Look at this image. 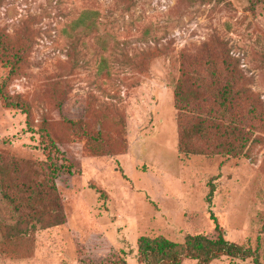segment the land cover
Wrapping results in <instances>:
<instances>
[{"label": "rangeland", "instance_id": "1", "mask_svg": "<svg viewBox=\"0 0 264 264\" xmlns=\"http://www.w3.org/2000/svg\"><path fill=\"white\" fill-rule=\"evenodd\" d=\"M0 88L28 112L0 100V264H142L215 225L253 257L210 264H264V0H0ZM218 97L241 154L183 155L180 109Z\"/></svg>", "mask_w": 264, "mask_h": 264}, {"label": "trees", "instance_id": "2", "mask_svg": "<svg viewBox=\"0 0 264 264\" xmlns=\"http://www.w3.org/2000/svg\"><path fill=\"white\" fill-rule=\"evenodd\" d=\"M179 95L176 94L175 98L179 99L181 96ZM0 100L5 108L18 110L20 108L28 116L24 104L9 99L1 88ZM225 100L226 97H218L209 107L206 105L197 107V105L186 103L185 107L180 109V112L192 111L199 118L198 123L181 130L178 144L180 153L194 156H238L241 154L247 141L246 135L243 136L241 132L244 127L241 121L235 119ZM203 116L209 119H201ZM205 123H209L213 129L207 128ZM215 230L218 232L215 240L204 236H188L183 243H174L161 237L140 238L137 247L138 260L142 264H181L186 260L196 261L197 264H210L222 257L237 260L253 257V253L249 250L228 242L217 225ZM255 264H257L256 259Z\"/></svg>", "mask_w": 264, "mask_h": 264}]
</instances>
